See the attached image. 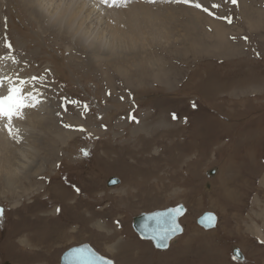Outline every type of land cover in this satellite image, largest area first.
<instances>
[{
  "label": "rangeland",
  "instance_id": "374dc122",
  "mask_svg": "<svg viewBox=\"0 0 264 264\" xmlns=\"http://www.w3.org/2000/svg\"><path fill=\"white\" fill-rule=\"evenodd\" d=\"M9 1L0 8L2 54L15 57L25 78H41L37 87L52 103L65 142L53 128L46 133L45 172L21 192L6 188L0 173V264H61L68 248L85 243L115 264H264V0H198L209 9L205 15L231 19L240 51L205 52L186 62L183 44L173 51L152 46L146 50L167 62L162 79L150 76L158 66L110 74L112 63L93 62L77 40L39 34L26 7ZM245 3L253 8L250 24ZM29 35L37 38L25 42ZM156 112L177 113L179 120H157L158 130L140 131L136 122ZM112 176L120 183L108 186ZM180 204L184 230L167 249L134 231L135 216ZM205 211L217 215L215 227L198 225Z\"/></svg>",
  "mask_w": 264,
  "mask_h": 264
},
{
  "label": "bare ground",
  "instance_id": "6f19581e",
  "mask_svg": "<svg viewBox=\"0 0 264 264\" xmlns=\"http://www.w3.org/2000/svg\"><path fill=\"white\" fill-rule=\"evenodd\" d=\"M19 1L22 8L26 7V13L30 21L39 28V34L50 32V34L55 36H64L69 37V40H77L81 49L82 47L88 48L90 58L93 62L100 61L98 65L100 63V65H105V62L112 63L113 67L109 73L113 74V70L114 73L115 71L121 73V77L124 76V74H126L125 76L127 77L131 72L130 70L133 68L142 69L146 74L152 71V68L156 69V66L159 68L163 62H166L165 58L157 56V51L152 52L149 50L148 52L146 50L152 46L156 47V45L157 48L160 46L159 48L163 50L173 51L174 47L183 44L184 46H182L181 52L184 54L183 58L186 62H189L191 56H195L194 60H196L198 56L205 54V52L214 51L219 55L229 56L236 54L235 51H237V53L240 51L239 46H237L238 44L240 45V38L232 41L234 38L232 37V32H234L235 29L232 27V21L231 23L228 22L231 19L225 18L224 16L222 17V15L217 18L205 15L202 8L195 7L196 3L203 5L198 0H192L191 3H184L183 0H116L115 4H112L111 0H109L108 3H105L104 0ZM0 2L2 3L0 8L11 5L9 0H0ZM242 7L244 20H247L250 24V20L252 19L250 13L253 8L250 6L249 8L247 3L242 4ZM2 10L4 11L5 8H2ZM10 12H14L15 14V10L12 11V8H10ZM11 17L13 16L11 15ZM181 18L184 21H181ZM12 22H14V20H12ZM7 26L10 27V24ZM195 28H198V31L195 30ZM158 30L163 31L164 34H159L152 40L146 38V34L149 31L156 32ZM36 38V35H29L25 42L35 41ZM230 40L232 42H230ZM198 52L201 53L198 54ZM2 53L3 51L0 47V57H4ZM126 67L127 70L125 69ZM163 67L164 68L160 67L159 73L150 76L156 79L167 77L169 71L167 72V70H165L166 67ZM0 72H3L5 75L19 73L21 77H26L17 69L14 63L6 59L0 60ZM135 72L137 71L135 70ZM178 72L181 71L179 70ZM119 73H117L118 76ZM127 79L128 78H126V80ZM163 79L166 80L167 78ZM130 81L132 82V80ZM166 81L168 82V80ZM130 83L128 84L126 82L128 85L132 84ZM0 94H6V88L4 92ZM42 96V103L36 108L25 110L26 118L24 120H14V124L20 129V135L22 137L19 142L8 135L6 129L3 127L5 122H0V173H2L1 176L3 177L6 188L13 192L19 189L20 192L23 191L24 189L22 186H27L26 184L32 177L36 178L45 172L48 160L50 159L48 155L50 154L45 153L47 151L42 147V144L45 141L46 133L48 131L50 133L51 128L56 130L55 135H53L56 140L60 143L65 142L63 130H61V127L57 124V122H59L58 115L53 109L50 100L45 96V93L42 92ZM160 113H162V111ZM151 114L147 113V115H145L146 117L144 116L145 123L142 120L143 118L140 121L137 120L139 122H136V124H141L138 129L157 128L158 130L156 125L157 120H162L166 124L170 119L177 122L179 120V116L173 119V113L163 116L158 115V112L153 115ZM175 114L177 115V113ZM121 118L122 117H120V119ZM136 118L137 117H135V119ZM171 128L172 126L167 127L168 131H171ZM37 129L41 131V137L39 138H37L36 135ZM141 129L140 131H145ZM152 134L151 139L155 140V137L160 134V131ZM257 232H259L258 227ZM28 240L30 239L27 237L23 239V242L26 241L30 244L31 241ZM24 244L27 245L26 243ZM108 248L113 250L114 246H109Z\"/></svg>",
  "mask_w": 264,
  "mask_h": 264
},
{
  "label": "snow or ice",
  "instance_id": "6c2138e0",
  "mask_svg": "<svg viewBox=\"0 0 264 264\" xmlns=\"http://www.w3.org/2000/svg\"><path fill=\"white\" fill-rule=\"evenodd\" d=\"M105 3H108L109 0H104ZM184 3H191L192 0H183ZM233 4L237 3V0H231ZM112 4L116 3V0H111ZM195 7L202 8L203 11L208 12V8H203V5L196 3ZM213 7H218V5H213ZM231 23V20L228 21ZM245 39H247L245 37ZM8 49L12 48L10 42L6 44ZM9 59L12 63H17L15 57H0V60ZM41 78L37 76H33L30 78L21 77L19 73H14L10 75H5L3 72H0V93H3L6 88V94H0V122H5L3 127L6 129L8 135L12 137L14 140L19 142L22 137L20 135V129L15 126L14 120H24L26 118V109H34L40 103H42V92L36 86V82ZM195 106V105H194ZM87 108V105H85ZM176 114L173 113V119H176ZM132 119H135L133 116ZM66 127H71L70 125H66ZM80 131H85L82 127L79 129ZM83 155H89L86 149L81 150ZM77 192L80 190L77 188ZM59 211V209H57ZM179 209L171 210L167 213H159L154 218L158 225H164L166 227L161 231H155L154 238H157L161 241L167 240L172 234L179 231L178 225L175 224V218L172 215L173 212H178ZM3 210L0 209V214H2ZM214 220V217L208 216L205 217V221L211 224ZM162 246H167L166 244ZM77 252H82V249L75 250ZM91 256L94 257L92 264H95L96 261H99V257H95L94 253H90ZM110 264V262H109Z\"/></svg>",
  "mask_w": 264,
  "mask_h": 264
},
{
  "label": "water",
  "instance_id": "95a60500",
  "mask_svg": "<svg viewBox=\"0 0 264 264\" xmlns=\"http://www.w3.org/2000/svg\"><path fill=\"white\" fill-rule=\"evenodd\" d=\"M210 174H214V170L209 171ZM120 183V179L118 177L112 176L107 180L108 186H115L116 184ZM179 209L178 212H173L172 215L175 218V224L178 225L179 231L172 234L167 240H159L157 238H154L155 231H161L163 230L164 225H158L156 220L154 219L157 214L159 213H167L171 210ZM186 212V207L183 204L174 206V207H168L164 210H157L154 212L149 213H141L133 218L132 226L134 231L143 239L150 240L154 247L159 250H165L170 246L171 241L178 235L183 233V227L179 222L180 217ZM212 216L214 217V220L209 224L205 221V217ZM218 217L214 212L211 211H205L203 212L198 218L197 223L198 225L202 226L205 229H210L216 226ZM155 230V231H154ZM166 244L167 246H162ZM82 249V252H77L75 250ZM90 253H94L95 257H99L100 260L96 261L95 264H115L111 259L102 256L99 254L94 248H92L88 243L81 244L78 246H73L71 248H68L61 256L60 263L61 264H92L94 257L90 255ZM235 255L238 258L242 257L241 252L236 248L235 249Z\"/></svg>",
  "mask_w": 264,
  "mask_h": 264
}]
</instances>
